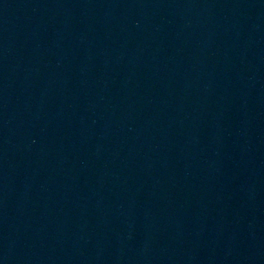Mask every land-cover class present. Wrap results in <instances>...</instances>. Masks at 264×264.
Here are the masks:
<instances>
[{
  "label": "water",
  "instance_id": "95a60500",
  "mask_svg": "<svg viewBox=\"0 0 264 264\" xmlns=\"http://www.w3.org/2000/svg\"><path fill=\"white\" fill-rule=\"evenodd\" d=\"M0 264H264V0H0Z\"/></svg>",
  "mask_w": 264,
  "mask_h": 264
}]
</instances>
